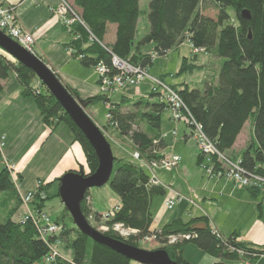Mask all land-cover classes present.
<instances>
[{
  "label": "trees",
  "instance_id": "trees-1",
  "mask_svg": "<svg viewBox=\"0 0 264 264\" xmlns=\"http://www.w3.org/2000/svg\"><path fill=\"white\" fill-rule=\"evenodd\" d=\"M72 4L78 22L68 33L72 39L67 48L83 67L94 68L103 62L109 75H117L111 64L112 58L116 57L132 66L147 69L155 56H165L185 40L193 49L203 50L209 59L222 60L217 73L205 78L201 84L170 87L178 94L192 121L201 127L219 153L232 149L248 123L250 142L242 151L239 163L245 174L264 178V0H149L148 33L137 44L134 41L141 13L139 0H72ZM209 11H214L215 15L205 14ZM243 12L248 13V19L242 17ZM109 25L115 26L113 43H105ZM149 45L152 46L150 53L140 52L143 46ZM195 68L196 65L183 58L177 74ZM10 75H14L21 86V95L35 104L49 134L60 125L69 130L85 155L89 173L83 172L84 175H92L98 167V159L83 134L34 73L0 49V82L6 81ZM158 79L165 83L163 77ZM64 87L77 102L85 105L103 102L110 116L105 128H114L120 136L129 139L133 149L140 153L142 162L156 163L164 159L159 150L163 148L161 114L167 105L158 94L150 92L136 99L121 97L118 101L106 99L104 95L81 100L76 91ZM198 156L200 160L201 156ZM53 184L59 186V178L43 183L36 188L35 195L40 197L39 190L47 194L48 187ZM108 184L118 197V205L106 224H121L136 233L128 238H121L111 230L101 234L132 247H135V240L154 237L153 243L177 264H187L182 259L187 244L195 245L216 260L264 264V249L239 242L236 233L223 237L211 228L206 218L189 222L176 219L154 229L152 200L164 197L167 190L148 174L142 164L115 158ZM2 194L5 201L14 204L11 203L6 220L0 224V264L44 263L51 243L57 241L69 244L71 258L65 260L58 256L54 264H135L81 234L65 209L70 224H65L63 217L60 222L55 220L60 230L47 242L40 238L31 221L14 222L11 217L19 210L20 201L4 166L0 168V196ZM55 197L59 198L58 192ZM87 198L88 191L80 204L85 219L90 212ZM48 199L49 196L46 200L34 199L32 205L40 210ZM172 236L177 240L169 244L168 238ZM186 236L188 239H184Z\"/></svg>",
  "mask_w": 264,
  "mask_h": 264
},
{
  "label": "crops",
  "instance_id": "crops-1",
  "mask_svg": "<svg viewBox=\"0 0 264 264\" xmlns=\"http://www.w3.org/2000/svg\"><path fill=\"white\" fill-rule=\"evenodd\" d=\"M2 1L5 5H9L15 9L17 26L20 27L24 32L31 34L33 37V52L34 50L36 51L34 52V56L37 58L41 57L38 59H40L42 62V59H44L45 65L54 75L59 78L63 86L76 91L81 100L101 95L98 87V76L95 73L94 68L83 67L78 59L72 57L70 52H67V45L70 41L64 42V34L66 31L61 25L59 19L55 18L51 13V10L56 7L59 0ZM108 29L110 32V27H108ZM113 35L114 36L111 37L110 41L107 43L114 42L115 29L113 31ZM135 41L137 40L135 39ZM151 50V45L146 46L144 53H150ZM132 51L134 52V48ZM141 51L142 48L140 49V52ZM207 60L210 61L211 59L208 58ZM69 66L72 67V70H69ZM208 66H211L209 62ZM216 73L217 72L212 75L204 76L197 84H201L205 78L214 76ZM161 77L162 76H158V78ZM182 84L188 85L189 87L196 85L188 84L186 82H179L177 85L170 84V86H179ZM125 91L123 90L119 95H121V97L130 99L144 97L141 96L139 89L128 88L129 94ZM4 92L6 95L0 98V136L5 137V147L3 148L1 154L9 164L15 165V172L18 174L20 188L23 189V191H27V193H29L31 189L33 190L36 188V183L38 181L49 183L52 180L61 177L68 171H77L79 167H81L84 172H88L85 155L80 145L73 141V137L68 139L67 142L59 143L57 139H55L56 134L53 133L50 135L48 129L42 124L37 109L35 111H30L29 119H25L28 108H32V105L29 103V101L32 100L21 95L22 88L16 81L14 75H10L6 81L0 82V94ZM87 106L88 105L86 104L84 112L89 117L91 114L87 112ZM12 110L15 112L13 116L11 115L13 112ZM165 111L167 112V116L164 119L162 118V114ZM165 111L161 114V137L163 140V150L159 151L160 156H163L164 158L178 156L180 158L178 163L179 165L181 162V157H184L185 150L190 148L191 154H193V158L195 159V165L196 167L199 166L200 160L196 145L193 146L187 143V141H189V132L187 133L186 131V125L182 122L175 123L170 119L168 110L165 109ZM21 121H23V124ZM20 123L22 126L18 135L12 133V128L14 126L16 127ZM180 125H182V133L181 135H178L177 131H179ZM246 126L249 128L247 138L240 140ZM59 127L60 126H58L57 129ZM174 132L175 135L172 134ZM250 135V126L248 123H246L243 130L237 137L232 149L228 151L227 154H231L233 158L239 160L242 151L250 142ZM52 140H55V142L51 143ZM21 143L24 144V147H22ZM48 144L51 145L49 147V151L47 150L46 154L48 152L54 153L55 151L52 152V146H54L55 149L60 152L58 158L54 157V161L57 159L55 164L58 163L59 166L62 164V166L58 170H55L58 167H50L55 168L47 175L46 173H42L43 177L45 178L37 177L36 183H33L32 185H26L28 180L26 177V170L31 164H33L39 151ZM166 151L170 152L169 155L166 153ZM183 166L185 169H188L189 167L187 163H183ZM173 189L174 188L166 187L167 194L164 197L168 196L167 198H171L173 197V194H178L179 190L175 192ZM192 192H197L198 198L203 200L202 206L200 205L199 208L196 209V213L194 215H192L190 211L185 213L187 201H184V198L183 200L177 202V204L174 206H178L179 211L177 209L176 212L171 214L169 217L166 214L163 215V212L160 210L153 211L154 198L151 204L153 228L160 229L162 226L167 225L176 219H180L183 222H189L195 218H206L211 228H213V230L223 237L227 238L230 235L236 233L237 240L239 242L252 246H259L264 249L263 193L258 191L255 192V190L249 188L236 187L225 179L208 180L202 183L200 189H193L191 193ZM205 202H210L213 205L212 208H205L203 206ZM116 205H118V202L114 206ZM21 208H23V211H21L19 216L25 213L24 206ZM108 209L103 211L100 210L99 212L95 211V213L100 214L102 212L108 211ZM163 210L166 209L164 208ZM172 210L173 209L167 211ZM216 211H219V214H217ZM185 216L187 218H184ZM221 216L222 218L224 216L223 220H220ZM229 218L230 220L228 221ZM201 254L202 255H197L199 259L194 264H215L217 262L216 259L204 254L203 252ZM184 261L186 263H190L187 262V260Z\"/></svg>",
  "mask_w": 264,
  "mask_h": 264
},
{
  "label": "rangeland",
  "instance_id": "rangeland-1",
  "mask_svg": "<svg viewBox=\"0 0 264 264\" xmlns=\"http://www.w3.org/2000/svg\"><path fill=\"white\" fill-rule=\"evenodd\" d=\"M0 3L2 5H5L3 3L2 0H0ZM65 4L68 5L72 10L76 11V8L73 6L72 4V0H65ZM148 4H149V0H139V10H140V16L137 22V34H136V40L135 43L137 44L141 38H143L147 33H148V22H147V11H148ZM9 6V5H8ZM62 6V0H59L58 4L56 5V7L54 8L55 10H57L58 8H60ZM11 7V6H9ZM13 11H15V9L13 8ZM209 16H214L215 12L214 11H209L207 13H205ZM53 15V14H52ZM55 18H57L54 15ZM58 19V18H57ZM108 27H110V32L108 29V33H107V41L105 43H107L108 41H110L111 37H113V31L115 29V26L113 25H109ZM20 28V27H18ZM21 29V28H20ZM22 30V29H21ZM23 31V30H22ZM64 42H69L70 39H72L68 33L66 32L64 34ZM74 39V38H73ZM34 44V43H33ZM32 44V45H33ZM145 47H142V51L141 52H145ZM33 49V46H32ZM34 52H36L34 50ZM33 52V54H34ZM67 52H70V55L72 57H74L72 55V51L71 49L67 48ZM32 54V55H33ZM208 55H206L205 53H199V52H195V49L192 48V46L190 45V43L185 40L179 47L177 48H173L172 50L168 51L165 56H155L152 57L154 58L152 61V64L150 66L147 67V74L148 77H150V79H155L158 78V76H162L165 84L167 86L170 87V84H174L177 85L179 84V82H186L188 84H196L199 83L202 78L206 75H212L215 72L218 71V68L222 62V60H218L214 58H211V60H207ZM41 58V57H38ZM182 58H186L188 59V63H192L194 65L197 66V68L193 69L190 72H185L182 74H177V72L179 71L180 68V64H181V59ZM44 64L45 61L44 59H42ZM208 62L211 66H208ZM199 66V67H198ZM214 66V67H213ZM69 70H72V67L69 66L68 67ZM161 74V75H160ZM150 79H146L143 82H141L139 84V86L137 87V89H139V92L141 94V96H146L148 95L151 90L154 88V84L151 82ZM99 87V84H98ZM134 89V88H133ZM125 91V90H124ZM128 93V89H126V91ZM129 94V93H128ZM4 95H6V93H1L0 94V98L3 97ZM104 97L106 99H111L112 101H118L121 98V95L118 94H113L112 96H107L104 95ZM30 105H32V108H28V111L25 115V119L28 120L29 119V115H30V111H35L37 108L36 106H34L32 101H29ZM168 110V109H167ZM13 111V110H12ZM87 112H89L91 114L90 119L96 124V126L98 127V129L100 130V132L102 133V135L105 137V139L107 140V142L110 145L111 148V152L114 158H123V159H127V160H133L139 164H142L143 167L147 170L148 174L159 184L163 185L164 188L166 189V187L168 188H174L173 190L175 192H177V190H179L178 192V196L184 198V201H187V205H186V212H191L192 215H194L196 213V209L199 208V206H202V202L203 200L198 198L197 192H192L191 191L193 189H200L202 183L208 181V180H219L217 178H209L205 172L202 169V166L206 165V159L203 158V156H201L200 158V163L199 166L196 167L195 165V159L193 158V154H191V150L190 148L185 150V154L184 157H181V162L178 165H174L169 169H166L165 166L163 167L162 165H160V162L163 160H171L172 157H168V158H164L162 160H160L159 162L156 163H149V162H142V158L139 152H137L136 150L133 149V146L131 144V142L129 141V139H126L122 136H120L117 131L114 128L111 127H106V125H108L106 123V115H107V106L104 105L103 102H95L93 104H89L87 106ZM169 112V111H168ZM15 114V112H12V116ZM170 114V113H169ZM167 116V112L165 111L162 114V118L165 119V117ZM171 119V118H170ZM21 123L23 124V121H21ZM21 123L18 124L16 127L14 126L12 128L14 134L18 135L20 128H21ZM27 124V122H26ZM181 126H179V131H177L178 135H181ZM187 133L189 132V141H187V143H189L190 145H196L195 141L193 140L192 136H191V129L190 127L187 125ZM186 129V128H185ZM248 126H246L242 137L240 138V140H243L245 138H247L248 135ZM56 134V138L57 141L60 142H67L68 139H71L72 135L69 132V130L64 126V125H60V127L58 129H55L52 134ZM51 135V134H50ZM49 135V136H50ZM55 137V136H54ZM54 139V138H53ZM55 142V140H52L51 143ZM184 143V144H187ZM240 143V142H239ZM22 144V143H21ZM51 144H48L46 147H44L42 150L39 151L38 155L35 158V161L33 162V164H31L29 166V168L26 170V177H27V182L26 185H32L33 183L37 182V177L40 178H45L43 177L42 173H46V175L51 171L54 170L55 167H58L55 170H58L62 164H60V166L56 163V160L54 161V157L59 156V151H57V149H55L54 146L52 152H47V150L49 151V147ZM57 146V145H56ZM22 147H24V144H22ZM197 147V145H196ZM58 148V147H57ZM198 149V147H197ZM163 149H160L159 151H162ZM166 153L169 155V151H166ZM199 153V150H198ZM225 158H227L228 161H232V162H237L238 160H236L235 158H233V156L231 154H227V153H223ZM86 160V159H85ZM183 163H187L189 165L188 169L183 166ZM182 164V165H181ZM52 166H55L53 168H50ZM178 166V167H177ZM15 167V165H14ZM0 168H2V165L0 164ZM82 170V168L80 169ZM79 168L77 169L78 172ZM83 171V170H82ZM84 172V171H83ZM87 172V171H86ZM84 172V173H86ZM15 172V168L14 171L10 174L12 181H13V185L16 189L17 195H18V199L20 201V207L19 210L16 211L14 213V215H12V220L14 222H19L21 223V220L23 219V217H25L28 214V209H26V207H24L25 209V213H23L21 216H19V214L21 213V211H23V208H21L23 205L22 201H21V197L22 195H25L27 193V191H23V189L20 188V182H19V177L18 174ZM89 173V171L87 172ZM86 173V174H87ZM51 174V173H50ZM60 178V177H58ZM158 180V181H157ZM39 182V181H38ZM38 182L36 183V188L38 189ZM43 184V183H42ZM235 186V185H234ZM237 187V186H236ZM36 188H34L33 190L31 189H25V190H30L31 193L36 192ZM29 192V191H28ZM39 194L40 197L35 195V199L36 200H46V197L49 196V199L47 201H44L42 208L40 210L36 209L35 206H31L33 209L32 215L37 216L38 218H41V215H46L50 221H55L61 218L63 219L65 224H70V219L69 217L66 215L65 211H64V206L62 205L61 201L59 198L55 197L56 193L58 192V185L57 184H53L50 187H48V195L43 191V190H39ZM191 194V196H190ZM88 197L87 201H86V205L90 208V212L88 214V216L86 217V221L88 222V224L92 227L95 228L96 231H99V233H103V231H101L100 228L102 227H110L112 226H108L106 224V220L105 217L106 216H112V214H114V210L116 209L117 205L114 206L117 202H118V197L117 195L112 191V189L110 188V185L107 183L106 185H104L101 188H92L88 191ZM166 197H155L154 202H153V211H161L163 212V215L166 214L169 216H171V214L175 213L176 210L178 209V206L176 207H172L171 209H173L172 211H167V210H171V209H167L165 207V200L168 199ZM198 199V200H197ZM92 204H91V202ZM12 204H14V202H11ZM11 203H9L8 201H5V195L2 194L0 196V224L3 223L6 218H7V214L9 209L11 208ZM164 203V204H163ZM114 206V207H112ZM203 206L207 209L212 208V204L210 202H205V204H203ZM21 208V209H20ZM111 208V209H108ZM166 210H163V209ZM106 212H102L100 214L95 213L99 212L100 210H107ZM30 210V209H29ZM179 211V209H178ZM217 214H219V211H216ZM97 214V215H96ZM167 217V218H168ZM184 218H187L186 216ZM224 218V216H223ZM222 216L220 217V220H223ZM231 218V217H230ZM230 218L228 219V221L230 220ZM30 221V220H29ZM42 222V220H41ZM56 223V222H54ZM33 224V222H32ZM60 227V225H59ZM123 238V237H121ZM135 247L145 250V251H156V250H161L159 245L154 244L152 241L151 242H145L142 239L140 240H135ZM51 251L52 253V259L46 260L44 258V263H40V264H54L55 261L58 259V256H60L61 258L65 259V260H70L71 258V250L69 248V244L66 241H57L54 243H51L50 245ZM202 252L193 244H187L183 250L182 253V258L184 260H187V264H194L197 262V260L199 259L197 257V255H202ZM215 264H245L239 261H226V260H217V262Z\"/></svg>",
  "mask_w": 264,
  "mask_h": 264
},
{
  "label": "built area",
  "instance_id": "built-area-1",
  "mask_svg": "<svg viewBox=\"0 0 264 264\" xmlns=\"http://www.w3.org/2000/svg\"><path fill=\"white\" fill-rule=\"evenodd\" d=\"M51 13L55 15L61 25L64 27L65 31L69 33L72 30V26L78 22V18L75 17L73 10L62 2V6L57 10L52 9ZM0 31L7 36L9 39L17 43L23 49H25L30 54H33L32 44L34 43L31 34L22 31L18 28L16 24L15 11L12 7L8 5H2L0 3ZM195 52L204 53L203 50H195ZM34 55V54H33ZM113 68L118 72L117 75H109L107 68L103 62H99L95 67V73L98 76L99 91L101 95L112 96L113 94H121V92L128 88L137 89L139 84L146 79H150L147 74V70L141 67H135L130 65L128 62L122 61L116 57L111 60ZM154 84V88L151 92L158 94V97L167 105V109L170 113V118L175 123L182 122L186 126L188 125L191 129V136L198 147L199 154L206 159V165L202 166L203 171L209 178L225 179L231 182L233 185L240 188H249L257 190L264 194V178L257 175H247L245 171L240 166L239 160L237 162L228 161L223 153H219L214 144L206 138V136L201 131V127L196 124L188 113L184 109V105L179 98L178 94L167 86L165 83L161 82L159 79H150ZM106 120L110 118L106 115ZM175 135V132L172 133ZM5 147V137L0 136V164L4 166L8 172L11 174L14 171V165H11L3 157L2 150ZM180 158L178 156H173L171 160H163L160 165L165 166L166 169L171 168L179 163ZM13 179V178H12ZM42 183L38 182V187ZM35 199V193H26L22 195L21 201L28 209V214L23 217L21 223H25L30 220L36 226L40 238L44 242H47L48 238L56 234L60 227L56 225L53 221H50L46 215H41V218L32 215L33 209L31 206L32 201ZM183 200L182 197L177 194H173V197L166 200L165 207L171 209L177 202ZM30 209V210H29ZM112 216H106L107 221ZM42 220V222H41ZM101 231L107 232L111 230L112 232L118 234L120 237L128 238L134 235L136 232L125 228L121 224H113L110 229L109 227L100 228ZM184 239H188L186 236ZM147 242H154V237H145L142 239ZM177 240V237H169L168 243L173 244ZM52 251L50 248V253L45 257L46 260L52 259Z\"/></svg>",
  "mask_w": 264,
  "mask_h": 264
},
{
  "label": "water",
  "instance_id": "water-1",
  "mask_svg": "<svg viewBox=\"0 0 264 264\" xmlns=\"http://www.w3.org/2000/svg\"><path fill=\"white\" fill-rule=\"evenodd\" d=\"M242 17L248 19L249 15L243 12ZM0 49L34 73L38 81L54 97L76 128L83 134L97 156L98 167L92 175H84L82 170L81 172L68 171L59 178L58 196L74 227L94 243L110 248L135 264H177L163 250L145 251L129 246L99 233L88 224L81 213L80 204L87 191L103 187L111 178L115 158L109 143L96 124L85 114V104L74 100L40 59L27 52L1 31Z\"/></svg>",
  "mask_w": 264,
  "mask_h": 264
}]
</instances>
